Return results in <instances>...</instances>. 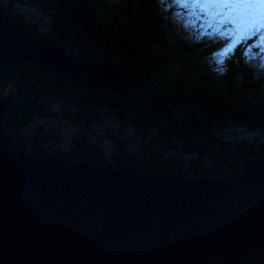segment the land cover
Here are the masks:
<instances>
[{
	"label": "trees",
	"instance_id": "1",
	"mask_svg": "<svg viewBox=\"0 0 264 264\" xmlns=\"http://www.w3.org/2000/svg\"><path fill=\"white\" fill-rule=\"evenodd\" d=\"M2 1L6 3L0 4L2 11L36 41L64 48L81 63L110 61L125 74L121 88L126 94L104 90L89 94L50 69L33 63L7 65L0 76V96L8 98L10 106L0 124L18 149L68 163L85 161L148 176L182 174L189 180L230 179L240 174L244 161L264 156V62L263 72L253 75L240 56L244 46L252 48L255 42L247 41L245 34L242 46L237 45L239 55L226 60V72L219 75L213 71V57L197 53L200 45L182 37L173 18L170 22L165 18L169 0ZM12 3L37 10L46 31L23 22L11 11ZM260 10L264 12V0ZM257 27L251 34L264 40V23ZM258 55L264 60V51ZM60 101L69 113L55 109ZM154 104H162L169 116ZM71 112L79 131L64 149L41 122L59 116L71 120ZM103 119L132 134L121 127L115 134L102 131ZM213 125L258 130L259 135L250 143L226 139L212 133Z\"/></svg>",
	"mask_w": 264,
	"mask_h": 264
},
{
	"label": "water",
	"instance_id": "2",
	"mask_svg": "<svg viewBox=\"0 0 264 264\" xmlns=\"http://www.w3.org/2000/svg\"><path fill=\"white\" fill-rule=\"evenodd\" d=\"M22 63L126 94L117 65L81 63L0 8V76ZM0 264H264V156L230 179L148 176L26 153L0 124Z\"/></svg>",
	"mask_w": 264,
	"mask_h": 264
},
{
	"label": "rangeland",
	"instance_id": "3",
	"mask_svg": "<svg viewBox=\"0 0 264 264\" xmlns=\"http://www.w3.org/2000/svg\"><path fill=\"white\" fill-rule=\"evenodd\" d=\"M168 2L169 5L166 6L170 9V12L165 14V18L169 22L173 18L172 22L175 30H179V34L182 37H188L190 41L200 45V48L195 47L197 48V53L205 51L212 57L222 54L224 62L228 61L239 55L236 52L238 49L237 45L242 46V43L239 42L245 34L246 37H249L247 41H252V39L255 41V47L244 46L245 50L242 51L240 56L244 57L253 75L256 76L263 72L262 65L264 60L258 53L264 51V40H262L260 34L257 37L255 34H251L252 30L257 29L260 23H264V12L260 10L262 0H169ZM0 4L6 5L2 0H0ZM10 9L19 15L23 22L35 26L38 32L43 33L46 31V22L41 19V14L37 10L27 5L15 3L10 4ZM161 15L163 16L164 12ZM252 25L256 26L252 27ZM201 45L205 48H202L203 46L201 47ZM262 82L264 83V80ZM55 109L65 113L70 111L66 103L63 105L61 101L57 103ZM72 114L71 112V120L69 118L63 120L59 116L57 120L41 122L45 131L51 133L64 149L67 147L72 135L79 131V125L73 121ZM118 127H121L124 132L132 134L131 130L125 129V127L118 125L114 121L108 123L104 119L101 130L115 134ZM256 131L228 125H213L212 127V133L217 136L241 140L246 143L255 141L259 135ZM48 143L49 145H54V140H49ZM135 148L136 144L133 145L134 151L137 150ZM130 150L133 151L131 148ZM178 157L185 159L184 162L187 161V157H181L180 155Z\"/></svg>",
	"mask_w": 264,
	"mask_h": 264
},
{
	"label": "clouds",
	"instance_id": "4",
	"mask_svg": "<svg viewBox=\"0 0 264 264\" xmlns=\"http://www.w3.org/2000/svg\"><path fill=\"white\" fill-rule=\"evenodd\" d=\"M213 61L216 65L213 68V71L219 75H223L226 72V67L224 66V56L222 54H217L213 57Z\"/></svg>",
	"mask_w": 264,
	"mask_h": 264
}]
</instances>
